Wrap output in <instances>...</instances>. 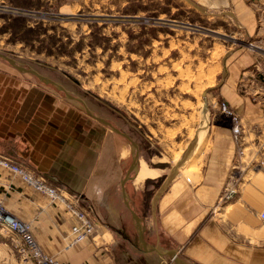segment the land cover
<instances>
[{"label":"crops","instance_id":"1","mask_svg":"<svg viewBox=\"0 0 264 264\" xmlns=\"http://www.w3.org/2000/svg\"><path fill=\"white\" fill-rule=\"evenodd\" d=\"M185 1L201 5V11L250 4L247 0ZM239 7L236 16L250 30L254 14ZM255 61L247 51L239 53L226 66L221 91V98L242 121L243 147L248 152L238 154L228 126H224L227 132L215 131L199 175L194 174L195 183L171 174L150 194L149 213H144L148 189L142 183L153 178L125 183L128 203L142 219L147 245L174 251L188 264H264L260 218L264 212V163H260L264 90L260 86L261 91H253L255 82L242 79ZM102 124L72 100L0 68V159L26 169L61 195L52 200L0 164V200L6 212L31 225L40 247L59 264H176L165 254L143 250L135 222L125 220L120 209L121 181L115 190L117 181L104 176ZM229 181L236 193L219 201ZM139 193L142 199L137 205L132 195ZM72 208L96 219L98 230L66 248Z\"/></svg>","mask_w":264,"mask_h":264},{"label":"rangeland","instance_id":"2","mask_svg":"<svg viewBox=\"0 0 264 264\" xmlns=\"http://www.w3.org/2000/svg\"><path fill=\"white\" fill-rule=\"evenodd\" d=\"M247 1L201 11L185 0H0V53L60 84L133 140L138 164L144 163L156 178L136 181L137 164L126 185L133 179L145 184L144 213H149L150 194L170 174L195 183L211 136L227 132L216 107L224 101L227 64L247 51L256 61L242 79L255 82L253 91L264 82V0ZM238 5L254 14L250 30L236 16ZM0 68L66 97L5 60L0 59ZM72 102L86 112L80 102ZM102 125L104 176L117 181V190L136 149ZM193 145L195 172L184 173L185 162L179 173L174 160L178 155L180 163ZM132 199L139 205L141 193ZM120 209L134 224L123 202ZM0 264H19L2 233Z\"/></svg>","mask_w":264,"mask_h":264},{"label":"built area","instance_id":"3","mask_svg":"<svg viewBox=\"0 0 264 264\" xmlns=\"http://www.w3.org/2000/svg\"><path fill=\"white\" fill-rule=\"evenodd\" d=\"M249 46L251 48L257 47L254 43H249ZM261 88L264 90V82ZM216 107L221 122L227 123L230 129L231 140L238 154H243L246 148L243 147V125L241 119L226 101L217 102ZM260 163H264V158L260 160ZM0 164L8 168L13 174L19 176L37 191L49 196L52 200L61 199V195L55 187L48 185L41 178L34 176L26 169L4 159H0ZM235 193L234 185H231L229 181L223 186L219 201L231 199ZM260 218L264 221V212L260 214ZM97 230L98 223L96 219L88 215L85 210L72 208V222L70 234L66 238V248L92 237L96 234ZM0 233L10 239L11 246L18 256L19 264H59L54 257L48 255L40 247L32 233L31 225L9 215L1 200Z\"/></svg>","mask_w":264,"mask_h":264},{"label":"water","instance_id":"4","mask_svg":"<svg viewBox=\"0 0 264 264\" xmlns=\"http://www.w3.org/2000/svg\"><path fill=\"white\" fill-rule=\"evenodd\" d=\"M193 6H195L197 9L202 10L198 5L193 4ZM0 59L5 60L11 67H13L16 71L20 72V73H26V74H31L33 76H35L36 78H38L40 81H42L44 84H48V85H52L54 86L56 89L61 90L67 98L72 99V100H76L78 102H80L82 104V106L84 107L85 111L87 114H89L90 116L96 118L98 121L102 122L103 124H106L107 126H109L114 132L122 135L123 137H125L131 144L132 146L136 149V144L133 142V140L125 133L120 132L117 128H115L110 122L95 116L94 114H92L90 112V110L87 108L86 104L84 103V101L80 98H75L73 96H71L70 94H68L66 92V90L64 89L63 86H61L60 84L56 83L55 81L41 75L40 73H38L36 70L32 69V68H24L21 67L19 65H17L12 59L8 58L7 56L3 55L2 53H0ZM138 164V151L136 149L134 156L132 157L131 163L125 173L124 178L121 180V193H122V198H123V202L124 205L126 206V208L129 210L136 228H137V232H138V241L142 247L143 250L149 252V251H157L161 254H165L166 256H168L173 262H175L176 264H188L186 261H184L183 259H181L180 257L177 256V254L174 251L171 250H163L161 248L158 247H150L147 245L145 238H144V228H143V223H142V219L131 209L128 200H127V196H126V191H125V183L129 180L130 178V174L131 172L134 170L135 166ZM174 170V169H173ZM173 173V171L171 172ZM171 175V174H170ZM170 176H168V178L166 179V181L164 183L167 182V180L169 179Z\"/></svg>","mask_w":264,"mask_h":264},{"label":"bare ground","instance_id":"5","mask_svg":"<svg viewBox=\"0 0 264 264\" xmlns=\"http://www.w3.org/2000/svg\"><path fill=\"white\" fill-rule=\"evenodd\" d=\"M194 147L195 146L193 145V148L188 151V153L183 157V159H182V161L180 163H178L179 160H180V157H178V155H177V157L175 158L174 162H175V164H178L177 165V169H178L179 173H180V171H182V170H179V169L184 167L183 164L185 162L187 164L189 163L188 164L189 166H188V168H186L187 170L184 171V173L189 174V173H194L195 172L194 171L195 170L194 169V165L192 164V160H193L192 157H193V154H194V153L192 154V151H193ZM175 170H176V168H174L173 173H174ZM155 175H156L155 172H153L148 167H146L144 163L139 162L138 169H137L136 175H135L136 181H138V180H146L147 178H154ZM191 176H193V175L191 174Z\"/></svg>","mask_w":264,"mask_h":264}]
</instances>
